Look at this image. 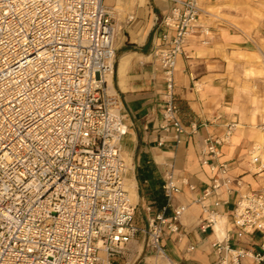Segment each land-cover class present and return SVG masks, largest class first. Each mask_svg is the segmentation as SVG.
Here are the masks:
<instances>
[{
    "label": "built area",
    "instance_id": "built-area-1",
    "mask_svg": "<svg viewBox=\"0 0 264 264\" xmlns=\"http://www.w3.org/2000/svg\"><path fill=\"white\" fill-rule=\"evenodd\" d=\"M174 2L160 21L166 30L153 55L165 87L159 127L179 143L187 129L175 93L177 60L190 38L207 44L210 29L201 23L199 0ZM117 32L103 0H0V264H115L138 233L157 257L167 256L164 235L180 232L187 205L174 198L184 185L196 187L176 178L169 164L166 203L143 227L135 222L121 145L126 128L109 92ZM234 130L231 123L221 135H207L199 151L210 172L196 199L200 228L214 233L222 217L211 198L228 204L234 195L230 228L211 243L214 264H264V187L231 175L220 150ZM257 150L251 147V161L264 172ZM232 233L258 234L260 241L236 246Z\"/></svg>",
    "mask_w": 264,
    "mask_h": 264
},
{
    "label": "crops",
    "instance_id": "crops-1",
    "mask_svg": "<svg viewBox=\"0 0 264 264\" xmlns=\"http://www.w3.org/2000/svg\"><path fill=\"white\" fill-rule=\"evenodd\" d=\"M203 2L208 12L202 22L210 29L209 42L201 44L197 36L190 38L186 55L177 60L175 93L187 133L176 143L172 132L166 133L159 127L165 87L162 70L153 55L160 35L166 30L160 21L169 13L174 0H103L105 6L113 9L118 27L109 92L118 101L126 128L121 145L127 163L125 178L135 182L134 203L137 209L138 205L142 208L146 223L164 206L162 181L166 164L173 166L176 178H186L196 187L191 191L184 185L182 193L174 198L175 205L185 204L187 210L181 217L180 232L167 233L162 239L167 257L176 264H214L217 259L211 243L219 236L214 227V233L200 228L203 213L196 202L210 182V172L198 159L207 135H221L228 124H235L229 142L220 147L231 175L241 177L251 188H260L264 181V172L258 171L259 162L253 163L249 156L255 144L258 150L253 152L264 163L261 159L264 132L257 128L264 122V103L251 88L238 82L229 67L227 59L239 40L219 15V0ZM160 136L164 139L161 145ZM234 198L230 196L228 204L215 205L213 198L208 201L226 220L225 231L230 228L228 219ZM170 213L168 210L167 214ZM231 236V243L236 246H252L260 241L258 234L238 238L232 233ZM189 245H194V249L188 250ZM115 264L120 263L116 260ZM245 264L254 263L247 259Z\"/></svg>",
    "mask_w": 264,
    "mask_h": 264
},
{
    "label": "rangeland",
    "instance_id": "rangeland-1",
    "mask_svg": "<svg viewBox=\"0 0 264 264\" xmlns=\"http://www.w3.org/2000/svg\"><path fill=\"white\" fill-rule=\"evenodd\" d=\"M199 4L202 9L200 20L203 24V18L208 11L203 0H199ZM218 4L222 9H219V15L228 22L232 33L239 40L232 47L234 51L231 53V57L227 59L229 67L238 82L251 88L253 94L264 103V0H219ZM257 128L264 132V122H261ZM256 146L259 147L258 144ZM261 159L264 160V157ZM125 184L126 187H129L127 179ZM261 187H264V181H262ZM127 189L130 193V187ZM135 222L139 227L146 224L140 205L136 211ZM128 248L130 250L125 252L124 258H119L120 264H148L149 258L163 260L159 264H166L163 259L164 255L157 257L155 252L147 246V241L141 233L136 235Z\"/></svg>",
    "mask_w": 264,
    "mask_h": 264
},
{
    "label": "bare ground",
    "instance_id": "bare-ground-1",
    "mask_svg": "<svg viewBox=\"0 0 264 264\" xmlns=\"http://www.w3.org/2000/svg\"><path fill=\"white\" fill-rule=\"evenodd\" d=\"M111 79L112 77L110 76L109 79V84L111 86ZM112 87V86H111ZM129 187H130V194H131V198L132 200L135 202V190H134V181L133 180H129L127 179ZM127 187V188H129ZM225 228H226V220L223 217H219L218 219H216L215 224H214V229L216 231V233L218 234L219 237L223 236L225 233ZM131 246V245H130ZM165 259L166 264H173L172 261L170 260V258H168L167 256H163ZM163 260H156L155 258H149V263L148 264H159L161 263Z\"/></svg>",
    "mask_w": 264,
    "mask_h": 264
}]
</instances>
